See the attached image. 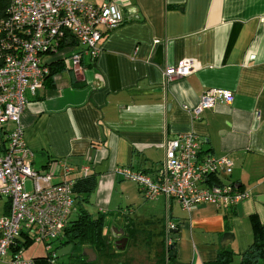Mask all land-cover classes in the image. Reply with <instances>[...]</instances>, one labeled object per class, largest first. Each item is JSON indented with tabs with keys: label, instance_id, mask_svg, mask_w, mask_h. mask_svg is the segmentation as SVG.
Instances as JSON below:
<instances>
[{
	"label": "crops",
	"instance_id": "crops-1",
	"mask_svg": "<svg viewBox=\"0 0 264 264\" xmlns=\"http://www.w3.org/2000/svg\"><path fill=\"white\" fill-rule=\"evenodd\" d=\"M115 1L132 19L106 33L96 58L83 54L75 70L61 55L45 57L50 70L64 68L48 76L36 95H27L21 124L33 166L48 170L51 161L63 162L53 181L74 182L76 210L105 215L110 241L114 229L134 226L140 239H150L154 221L168 215L178 225L169 264H212L220 249L232 251L225 264H242L254 239V215L264 223V0ZM69 43L67 56L83 48L73 38ZM184 60L194 71L166 81L165 70ZM210 88L230 90L234 98L218 100L196 117L193 109ZM189 132L203 139V154L232 159V172L219 177L251 191L249 198L232 207L201 203L185 209L174 199L147 200L134 181L114 173L120 166L154 175L167 140ZM87 179L95 184L88 200L80 201L76 187ZM0 202L2 216L8 203ZM20 242L24 258H47L43 242ZM36 242L44 254L33 252Z\"/></svg>",
	"mask_w": 264,
	"mask_h": 264
},
{
	"label": "built area",
	"instance_id": "built-area-1",
	"mask_svg": "<svg viewBox=\"0 0 264 264\" xmlns=\"http://www.w3.org/2000/svg\"><path fill=\"white\" fill-rule=\"evenodd\" d=\"M8 18L0 19V200L7 199V213L0 216V260L12 254L10 264H36L24 258L20 239L45 244L47 261L54 264L56 243L65 233L75 211L73 181L54 182L63 162L51 161L48 170L33 166L34 151L28 146L21 124L28 93L36 95L50 74L45 57L61 55L65 66L81 69L83 54L96 58L107 32L115 30L131 16L115 0L96 5L88 0H11ZM71 38L83 46L71 56L64 51ZM194 71L184 60L165 70V79L183 77ZM230 90L210 88L193 109L196 117L218 100L231 102ZM203 139L194 132L179 133L167 140L166 156L154 175L132 167H115L114 173L134 181L147 200L165 197L191 209L201 203L232 207L251 196L222 180L208 182L217 174H230L234 162L227 156L203 154ZM67 170L72 167L65 166ZM85 173L88 167H84ZM31 180L29 189L27 181ZM177 224L165 218V244H173Z\"/></svg>",
	"mask_w": 264,
	"mask_h": 264
},
{
	"label": "trees",
	"instance_id": "trees-1",
	"mask_svg": "<svg viewBox=\"0 0 264 264\" xmlns=\"http://www.w3.org/2000/svg\"><path fill=\"white\" fill-rule=\"evenodd\" d=\"M11 0H0V19H7L8 8ZM64 67L51 68L49 77L62 70ZM5 142L0 140V150L4 147ZM220 174L209 178L208 182L220 181ZM95 180L87 179L80 181L77 185L79 194L77 197L80 201H87L89 193L93 190ZM76 198V196H75ZM65 229L63 237L56 243L60 247L68 244H75L79 246L90 245L95 249L97 258L88 262L87 257L82 255L74 256L75 260L71 264H169L175 254V246L178 237V225L173 231V244L167 248L165 244V222L156 220V226L151 231L150 239H140V235L136 234V226L128 227L129 236L128 243L123 249H116L111 243L110 239L105 236V215H93L87 209L81 207L76 210ZM254 239L249 248L243 253L242 264H264V223L258 216L253 217ZM155 229L157 230L154 233ZM159 239H154L155 237ZM27 243H25L26 245ZM145 244L142 251H137ZM143 247V246H142ZM232 251L228 249H220L218 258L212 264H225L231 257ZM123 256V257H122ZM47 257V256H46ZM121 257V258H120ZM47 259L45 257L35 258L36 262ZM142 259V260H141Z\"/></svg>",
	"mask_w": 264,
	"mask_h": 264
},
{
	"label": "water",
	"instance_id": "water-1",
	"mask_svg": "<svg viewBox=\"0 0 264 264\" xmlns=\"http://www.w3.org/2000/svg\"><path fill=\"white\" fill-rule=\"evenodd\" d=\"M259 198L264 200V197H262V196H260ZM121 234L124 235L125 232L122 230ZM127 241H128V236H125L123 239L124 246L122 248H125ZM66 254H73L74 256H77V255L86 256V257H88L87 258L88 262L94 261L96 259V256H97L96 252L94 251V249L92 247H83V246L75 245L73 243L68 244L67 246H64V247H60V248L58 247L57 248V255L58 256H63Z\"/></svg>",
	"mask_w": 264,
	"mask_h": 264
},
{
	"label": "rangeland",
	"instance_id": "rangeland-1",
	"mask_svg": "<svg viewBox=\"0 0 264 264\" xmlns=\"http://www.w3.org/2000/svg\"><path fill=\"white\" fill-rule=\"evenodd\" d=\"M27 185H28L29 189L32 188L30 183H28ZM0 205H1V202H0ZM0 213H1V206H0ZM142 239H145L144 235L142 236ZM155 239H159V238L155 237ZM142 246L137 251H142L144 249L145 244H142ZM33 252H35L37 254H44V249H43L42 243L36 242L35 248L33 249ZM74 260H75V258H74L73 254H66V255H63V256H57L56 260H55V264H71ZM151 264H153V263H151Z\"/></svg>",
	"mask_w": 264,
	"mask_h": 264
},
{
	"label": "flooded vegetation",
	"instance_id": "flooded-vegetation-1",
	"mask_svg": "<svg viewBox=\"0 0 264 264\" xmlns=\"http://www.w3.org/2000/svg\"><path fill=\"white\" fill-rule=\"evenodd\" d=\"M121 231L122 230H120V231L119 230H115V229L113 230V240H111V243L114 244V246L116 247V249L117 248L118 249H123L122 248L124 246L123 239H124L125 236H129V232H128V230L126 228L123 229V231L125 232L124 235L121 234ZM129 238L130 237H128V239ZM127 243H128V241H127Z\"/></svg>",
	"mask_w": 264,
	"mask_h": 264
},
{
	"label": "bare ground",
	"instance_id": "bare-ground-1",
	"mask_svg": "<svg viewBox=\"0 0 264 264\" xmlns=\"http://www.w3.org/2000/svg\"><path fill=\"white\" fill-rule=\"evenodd\" d=\"M58 256V255H57Z\"/></svg>",
	"mask_w": 264,
	"mask_h": 264
}]
</instances>
